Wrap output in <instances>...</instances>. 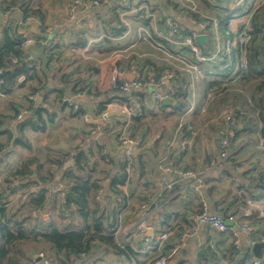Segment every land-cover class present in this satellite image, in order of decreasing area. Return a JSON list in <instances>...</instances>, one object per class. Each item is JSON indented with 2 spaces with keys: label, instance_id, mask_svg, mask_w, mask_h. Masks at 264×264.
<instances>
[{
  "label": "crops",
  "instance_id": "1",
  "mask_svg": "<svg viewBox=\"0 0 264 264\" xmlns=\"http://www.w3.org/2000/svg\"><path fill=\"white\" fill-rule=\"evenodd\" d=\"M36 1L43 5L46 12L45 21L42 22L36 17L23 19L17 31V22L11 17L16 9L3 12L0 6L1 20L7 22L9 19L16 35L30 36L32 38L29 39L34 40L40 34L45 35L55 49L54 56L49 59L46 73L42 69L41 60L31 58L27 46L28 55L25 61L36 67L40 71L39 74L25 81L21 79L24 76H21L12 91L8 93L0 91V143H5L4 148L0 150V188L3 179L11 170L21 166L24 160L37 157L41 163L39 172L46 177L52 172L54 179L36 184L29 183L26 189L37 191L45 188L51 202L54 199L60 203L62 196L57 190L64 189L67 183L66 171L73 167L75 157L84 150L91 157L92 174L101 186L97 199L106 209L111 208L110 202H115L116 199L122 201L120 206L128 207L123 229L118 235V239L124 244L128 241L132 226L141 217V205L157 196L160 191H163L159 201L163 206L162 212L172 224L179 227L188 224L189 217L199 211V200L194 194L180 196L163 188L165 181H171L176 177L172 172L162 169L165 165L171 164L176 169L192 168L206 172L205 194L213 211L225 213L237 208L238 214L244 212L253 214L261 205L264 207V199L253 200L249 198L248 191L247 198L254 201V204L244 202L239 196V187L236 183V178L239 177L250 187L253 186V182L241 176L240 172L252 170L249 177L255 178L258 169L264 167L263 151L254 146L253 158L250 161H243L241 166L224 162L219 157V142L223 137H227L231 142L229 137L231 127L224 121L217 120L218 116L214 115L216 112L213 111L214 106L211 107V96L200 83L204 74L203 69L200 68L202 72L196 75V79L191 78L190 73H181L183 67L180 66L183 64L188 65L192 62V65L189 64L191 69L196 65L193 56L184 49H178L173 42L163 40L160 26L151 23L152 33L147 27L133 21V14L119 10L115 4L116 1L129 3L134 0H101L100 6L80 9L73 17L67 15L65 9L69 0ZM151 1L158 4L163 13L174 14L173 6L167 0ZM208 1L211 5L215 4L214 0ZM226 2L227 0H221L220 3L226 5ZM231 2L228 1L227 4L231 5ZM193 3L196 8L198 3L203 4V0H193ZM199 10L202 11L203 8L200 7ZM115 13L119 14L121 22L118 23ZM181 22L188 31H196V27L186 18ZM232 25L236 27L237 22L233 21ZM43 43L44 41L34 44L40 46ZM46 53L48 56L47 49ZM148 60L158 66L169 65L167 61H171L180 67L178 68L180 76L190 82L191 103L186 112L182 114L173 112V105L176 102L172 97H170L172 105H165L166 109L158 107L157 102L161 103V100L153 97L155 87L152 86L138 91H119V94L128 101L113 98L111 79L114 74L123 81L133 80L138 75H141L143 80L154 81L153 78L158 72L153 65L147 64ZM164 72L165 70L163 74ZM85 84L90 85V93L81 95L75 93V90L83 88ZM169 88H172V85L166 84L160 90L165 94ZM55 89L63 90L67 98L80 105L82 112L74 113L72 109L62 104L56 97ZM36 92L39 93L38 97L30 99L29 96ZM47 92L50 93L45 100ZM103 101L110 102L100 114L97 110ZM134 101L139 104L144 115L136 121L119 113L121 103ZM31 107L32 112L37 108L47 109L43 114L47 120L45 131H35L30 127L21 129V124L31 113ZM209 111L210 114L204 117ZM48 114L52 117L50 121ZM19 115H22V118H19ZM160 116L166 121L162 125L158 124ZM201 124L203 134L198 131ZM122 130L135 137L142 136L145 143L135 150L137 167L131 183L126 188L120 186L125 196H117L112 190L109 176L120 174L122 148L118 143V135ZM20 138L24 139L28 146L22 145ZM246 139L242 140L239 137L233 144L230 143L231 154L239 150L240 154L245 153L243 144ZM183 140L188 141L189 148L183 149L181 145ZM31 178L35 180V174L31 175ZM22 194L23 189L16 197V203H20ZM136 196L145 201L138 205L134 201ZM58 206L57 204L56 208H53L54 206L50 204L41 214L43 217L51 215L58 225H62L64 218L60 216ZM154 208L152 205L149 212L148 220L152 225L149 234H155L159 228V213H155ZM178 237L177 230L163 243L162 251L168 253ZM240 240L242 247H248L251 251L244 233L240 234ZM206 243L215 249L217 257H221L222 252L229 250L233 244L226 234L208 225L199 224L194 233L187 237L185 245L172 259L171 264H198L199 248ZM103 251L101 247L90 256H99L111 264H121L119 256L114 252ZM137 259L142 260L141 264H147L144 255H139ZM137 259L128 258L127 264H138ZM83 261L81 258L75 264H81ZM222 262L229 264L223 259Z\"/></svg>",
  "mask_w": 264,
  "mask_h": 264
},
{
  "label": "trees",
  "instance_id": "2",
  "mask_svg": "<svg viewBox=\"0 0 264 264\" xmlns=\"http://www.w3.org/2000/svg\"><path fill=\"white\" fill-rule=\"evenodd\" d=\"M228 1H232L233 5L227 4ZM245 1L239 3V0H227L226 5H221V0H214L215 4L211 5L208 0H203V4L198 3L196 10H192L188 7H180L176 0H167L174 8L173 15L177 20H183L186 16L185 13H189L197 19L217 18L222 41L237 38L243 31L249 37L247 42L237 44L231 54L234 60L242 54V50H245L248 65L243 75L231 74L234 67L227 57H224L221 62L202 61L197 63L204 71L200 83L206 88V93L209 92V96H211V105L214 106L213 111L216 112L214 115H220L225 108L233 109L238 125L229 131L231 138V142L229 139V148L232 146L230 143L233 144L239 137L242 140L247 138L243 144V149H246L245 153L240 154L239 150L223 160L237 166H241L245 160L250 161L255 152L254 146H258L260 139H264V0H247V7H244ZM0 6L3 12L20 9L24 14V20L36 17L42 22L45 21L46 12L43 10V5L36 0H0ZM117 6L121 11L128 10L123 5ZM200 7L203 8L202 11L199 10ZM115 15L118 23L121 22L119 14L115 13ZM235 19L239 20L236 27L232 25ZM132 20L147 27L153 33L152 21L143 12L133 14ZM6 21L3 22L0 17V91L3 93L12 91L21 76H24L23 81H25L40 72L25 61L28 55L25 42L32 37L17 36L10 25V20ZM35 40L39 43L46 41L47 38L40 34L35 37ZM214 44L215 39L209 35L207 42L199 46L205 54H208L215 47ZM54 51V46L47 50L49 59L54 56ZM148 62L147 64L153 65V68L158 72L157 76L153 78L154 81H160L164 70L174 69L173 66L165 64L158 66L149 60ZM175 73V81L172 88L166 89V94H169L176 102L173 105V112L182 114L186 112L191 103L190 82L180 76L179 71ZM113 90V98H118L121 101L127 100L119 94L121 90L118 87H114ZM83 91L90 93V85H83V88L75 90V93ZM54 92L57 99L69 107L64 101V98H67L64 91L55 89ZM49 93H45V100ZM108 102L110 101L100 103L98 113L104 112ZM157 105L162 109L167 107L160 102H157ZM32 108L30 115L21 124V129L30 127L35 131H45L47 120L43 114L47 112V109L37 108L32 112ZM81 112L80 107L74 113ZM142 117L144 115L135 117L133 121L140 120ZM51 119L52 117L49 115V121ZM19 141L22 145L28 146L24 139L20 138ZM4 146L5 143H0V150ZM262 151L264 153V150ZM90 162L91 157L84 150L75 157L73 167H70L65 174L67 183L63 189L64 196L60 203L54 199L51 202L45 188L37 191L26 189L27 185L54 179L52 172L49 177L43 176L39 172L41 163L37 157L24 160L21 166L7 174L3 179L2 188H0V264H32L34 256L46 250L55 264H75L83 255H93L101 247L104 249L103 252H114L118 256L126 255L130 259H137L139 254L134 251L131 245L120 242L113 230L122 201L116 199L115 202H110L111 208L106 209L97 199L101 186L98 179L94 178L92 174ZM61 163L62 161H60ZM33 166L36 167L33 168ZM119 169V175H110L109 177L115 194L125 196L120 189V186L126 181L124 162L119 163ZM258 170L255 178L249 177L252 170L240 172L241 176L253 182L252 187L248 184L246 186L248 196L253 200L264 199V171L263 169ZM34 174L35 180L31 178V175ZM18 189H23L21 201L16 206H10L9 195ZM242 199L246 202L245 197ZM50 204L54 206L53 208H56L57 204L59 205L60 216L64 218L62 225H58L51 215L42 216L41 212ZM64 211H67L72 219L70 216L63 215ZM249 222L258 226L253 229L255 239L264 241V216H260L257 210L249 217ZM252 257L253 254L248 247L237 250L233 244L230 245L229 250L222 252L221 257H217L215 249L206 243L199 248L198 264H223L222 259L228 261L229 264H252ZM137 261L138 264L142 262L141 259H137ZM260 264H264V258L261 259Z\"/></svg>",
  "mask_w": 264,
  "mask_h": 264
},
{
  "label": "built area",
  "instance_id": "3",
  "mask_svg": "<svg viewBox=\"0 0 264 264\" xmlns=\"http://www.w3.org/2000/svg\"><path fill=\"white\" fill-rule=\"evenodd\" d=\"M242 1L243 0H239V3ZM101 3V0H69L65 9L67 15L73 17L80 9L98 7L101 5ZM115 3L117 5H123V7L128 9V13L131 14L143 12L146 17L151 19L152 23L160 26L162 39L167 40L168 42H173L176 47H180L181 49L188 51V53L193 56L196 65L202 61L221 62L224 60V57H227L229 58L230 64H232L234 67L231 74H239L240 76L245 73L248 65L247 58L245 56V50H242V54L236 57L234 60L232 59L231 54L237 44H243L246 42L244 38H249L246 32L243 31L237 38L222 41L217 18L205 17L202 19H197L189 13H185V18L196 27V31L190 32L187 31L180 20H177V18H175L173 15L163 13L161 7L151 0H134L132 3L116 1ZM192 10H194V8ZM197 34H206L207 40L209 39V35H212L213 39H215L217 47H214L209 51L208 54H205L201 50L199 46L200 44L195 40V35ZM25 43L26 46H30L31 44L37 43V41L34 39H27ZM44 44H46L47 50L53 46L52 42H50L48 39L44 41ZM175 77V70L172 69L166 70L160 81L143 80L141 75H138L133 80L123 81L118 75L114 74L111 79V84L113 88L118 87L122 92H130L131 90L138 91L139 89L152 86L155 87L153 97L157 100H162L164 96H171L169 94L162 93L160 89L166 86V84L173 85ZM21 79L24 80V77ZM85 93L86 92L83 91L78 92L77 94L81 95ZM37 97L38 93H35L31 99H36ZM64 101L67 102L69 107H71L74 112L78 111L80 108V105L75 103L70 98H64ZM119 113L127 116L128 119H133L143 115V111L136 101H134V103H121L119 107ZM221 116L224 119L226 125L229 127L232 128L238 125L233 109H223L221 111ZM19 118H22V115H19ZM118 143L122 148L121 160L125 163L126 181L123 184V187L126 188V186L131 183L133 174L135 173L137 167L135 160V150L141 148L144 145L145 139L142 136L134 137L128 134L126 130H122L118 135ZM181 145L183 149L189 148V143L187 140H183ZM258 147L261 150H264V139H260ZM230 155L231 151L229 149V139L227 137H223L219 142V157L224 160ZM162 169L165 171H170L176 176L171 181H165L163 183V188L174 191L176 195L180 196H187L190 193L194 194V196L199 200V211L189 217L188 224L182 225L180 227L172 224L162 212L163 206L159 201L163 191H160L157 196L148 199L141 205V217L132 226V232L130 233L128 241L125 245H131L136 253L139 255H144L147 259V264H171L172 259L185 245L187 237L194 233V229L197 227V225L201 224L208 225L211 228H214L229 236L235 249L237 250L242 249L240 234L244 233L246 235V240L250 245L251 253L253 254L252 246L260 241L255 239V233L253 231L254 227L257 228L258 226L252 225L249 222V217L252 215L251 212L238 214L237 208H232L225 213L211 210L209 199L205 194V185L207 182L206 172L192 168L176 169L171 164L162 166ZM17 183L18 180L16 181V184ZM236 183L239 187L238 193L240 198L242 199V197L246 195V202L250 205L254 204V201L247 198L246 182L242 181V179L238 177L236 178ZM57 192L60 193L62 197L64 196L63 188H59ZM20 193L21 189L11 193L8 198L9 202L16 199ZM240 198L239 201L241 200ZM152 205L155 206L154 212L159 213V228L155 234H149L150 230L152 229V225L149 223L148 219ZM127 209L128 207H121L119 210V214L113 228L117 238L120 234V231L123 229V223L125 221L126 214L128 213ZM258 212L260 216H264V207L262 205L258 209ZM64 214L66 216L69 215L67 211H64ZM228 221H230L231 224H228ZM177 230L179 237L175 241L174 246L171 247L168 253L163 252V243ZM37 257H39L40 260H37ZM83 259L84 261L81 264H111L110 262L105 261L103 258H99V256L83 255L82 260ZM119 261L121 264H127L128 257L126 255H120ZM251 263L260 264L261 258L253 256L251 258ZM32 264L55 263L49 256L41 252L34 256Z\"/></svg>",
  "mask_w": 264,
  "mask_h": 264
},
{
  "label": "water",
  "instance_id": "4",
  "mask_svg": "<svg viewBox=\"0 0 264 264\" xmlns=\"http://www.w3.org/2000/svg\"><path fill=\"white\" fill-rule=\"evenodd\" d=\"M12 19H14L17 22L16 25V31L17 28L19 27V23H21L24 19V14L20 9H16L13 13H12ZM17 34V33H16ZM19 36V35H17ZM195 40L200 44L203 45L207 42V35L206 34H197L195 35ZM46 44H41L40 46H37L35 44H32L29 46L28 50L29 53L31 55L32 59H40L41 60V65H42V69L48 73V63H49V58L47 56L46 53ZM162 105H172L173 101L169 96H164L163 99L161 100ZM70 217L72 218V216L70 215ZM228 224H231L230 221H228ZM263 249H264V241H260L255 243L252 246V252L255 255V257L257 258H264V253H263ZM37 260H40L39 257H37Z\"/></svg>",
  "mask_w": 264,
  "mask_h": 264
},
{
  "label": "rangeland",
  "instance_id": "5",
  "mask_svg": "<svg viewBox=\"0 0 264 264\" xmlns=\"http://www.w3.org/2000/svg\"><path fill=\"white\" fill-rule=\"evenodd\" d=\"M177 2H179V4H180V7L181 6H184V7H188V8H190V9H193L194 8V10H196V8H195V6H193L194 5V3H193V0H176ZM191 1V2H190ZM248 1L246 0L245 1V4H244V7H247V5H246V3H247ZM221 4V3H220ZM223 4V3H222ZM221 4V5H222ZM231 5H233V2H231ZM239 14V13H238ZM245 18V17H244ZM235 21L237 22V21H239V20H236L235 19ZM236 26V25H235ZM245 39V41L247 42L248 41V39L249 38H244ZM217 44L215 43L214 44V46H215V48L217 47L216 46ZM178 49L180 48V47H177ZM186 62L187 63H189L187 60H186ZM167 64H169V65H172L173 66V68L177 71L178 70V68H180V67H183V68H181V73H190V75H191V78H194V79H196V75H200L201 74V69H200V67L198 66V65H194L193 66V68L191 69V67H190V65H192V62L191 63H189L188 65H185V64H183L182 66H180V67H178V66H176V64H174V62H172L171 63V61H167ZM194 64H196V63H194ZM168 65V66H169ZM196 67H197V69H196ZM173 69V70H174ZM179 71V70H178ZM35 93H33L32 95H30L29 96V98L31 99V97L34 95ZM39 94V93H38ZM32 100H34V99H32ZM211 107H212V105H211ZM208 114H210V111L208 112V113H206V115H204V117H206ZM218 117H217V120H220V121H224V119L222 118V116H221V114L220 115H217ZM161 118L159 119V121H158V124H163V122L165 121L164 119H163V117L162 116H160ZM166 122V121H165ZM201 123H203V122H201ZM199 131V133L200 134H203V125L201 124V127H200V129L198 130ZM134 201H135V203H137L138 205L139 204H141V203H143V201H145V200H141V199H139V197H135L134 198ZM147 201V200H146ZM145 201V202H146ZM9 205L11 206H16V205H18V203H16V199H14V200H12V201H10L9 202ZM41 253V252H40ZM43 253H45L47 256H49V252L46 250V251H43ZM50 257V256H49ZM51 258V257H50ZM55 263V262H54Z\"/></svg>",
  "mask_w": 264,
  "mask_h": 264
}]
</instances>
